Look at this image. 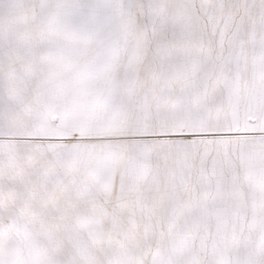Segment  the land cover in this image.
<instances>
[{"label": "snow or ice", "instance_id": "obj_1", "mask_svg": "<svg viewBox=\"0 0 264 264\" xmlns=\"http://www.w3.org/2000/svg\"><path fill=\"white\" fill-rule=\"evenodd\" d=\"M0 264H264V0H0Z\"/></svg>", "mask_w": 264, "mask_h": 264}]
</instances>
